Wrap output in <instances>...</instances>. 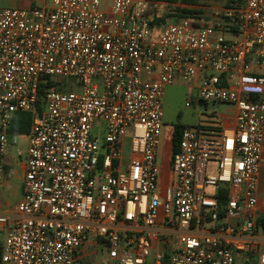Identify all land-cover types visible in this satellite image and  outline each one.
<instances>
[{"label": "built area", "instance_id": "obj_1", "mask_svg": "<svg viewBox=\"0 0 264 264\" xmlns=\"http://www.w3.org/2000/svg\"><path fill=\"white\" fill-rule=\"evenodd\" d=\"M16 1L43 4L0 8V179L12 117L32 119L0 264L102 252L90 264H264V0L208 14L181 1ZM177 79L200 104L233 105L235 120L200 112L185 125L164 185L162 99Z\"/></svg>", "mask_w": 264, "mask_h": 264}, {"label": "rangeland", "instance_id": "obj_2", "mask_svg": "<svg viewBox=\"0 0 264 264\" xmlns=\"http://www.w3.org/2000/svg\"><path fill=\"white\" fill-rule=\"evenodd\" d=\"M48 1V0H47ZM234 0H197V4H189L190 7L203 8L206 13H210L212 9H221L227 6H230ZM9 7L6 4L5 0L0 1V8ZM174 20L165 22L166 24L172 23ZM228 40H233V37L230 33L226 34ZM256 68L254 67V70ZM192 100L193 103L191 107H187V102ZM163 123H164V135L162 138V146L159 148L160 154L158 157V163L162 167V183L165 185L168 179V170L170 164V153L172 151V131L173 127L178 124H184L187 126L194 125L198 119L200 112L210 115L217 113L221 110V107L218 105L208 104L207 106L198 103V94L197 90L191 87L190 84H185L181 79H177L176 82L165 89L163 99ZM29 134V133H28ZM25 143L20 144L19 141L14 140V137L9 138V145L4 156V164L6 161L16 162L18 149H25ZM128 151V147H127ZM25 158V153L22 155V159ZM207 176H215L216 174V162L210 161L207 163ZM7 169V168H6ZM17 174L20 175L21 171L17 167ZM7 170L3 171V180H6V175H4ZM13 184H18L17 175L12 179ZM7 199L14 203L13 197L7 194ZM6 237V230L3 232L2 239ZM105 252L95 256L89 254L82 264H90L92 261L97 259L98 261L104 260ZM77 264V263H76ZM238 264H244L243 260H239Z\"/></svg>", "mask_w": 264, "mask_h": 264}, {"label": "crops", "instance_id": "obj_3", "mask_svg": "<svg viewBox=\"0 0 264 264\" xmlns=\"http://www.w3.org/2000/svg\"><path fill=\"white\" fill-rule=\"evenodd\" d=\"M1 1V0H0ZM6 4L9 5V7H19L24 9H31L34 6H41L43 4L42 1H35V2H18L16 0H5ZM207 23H209L210 19H207ZM231 32L227 31L224 32L223 35L226 37V34ZM233 37V36H232ZM256 73L263 74L264 73V67L260 69H255ZM218 105L221 107V110H219L216 114L219 121L224 126H233L234 120H235V107L230 104H213ZM20 122L21 118L18 114L14 115L11 119V123L9 125L8 129V145H9V138L14 137V140L19 141L20 144H26L25 149H18L22 150L23 153H25V158L22 159V155L19 158H16V162L14 161H6L4 164V170H7V172L4 174L6 175V180L2 181L0 179V214H9L14 215V209L16 204L21 200L23 195V178L24 174L26 172V151L28 148L29 140H28V134L22 133L18 131V128H20ZM170 166V164H169ZM19 168L21 171V174L18 175L16 168ZM7 168V169H6ZM17 175L18 184H13L12 179ZM14 199V203H12L9 199H7V194ZM258 205L256 208V216L262 217L264 216V143H263V150H262V167L260 171L259 176V183H258Z\"/></svg>", "mask_w": 264, "mask_h": 264}, {"label": "trees", "instance_id": "obj_4", "mask_svg": "<svg viewBox=\"0 0 264 264\" xmlns=\"http://www.w3.org/2000/svg\"><path fill=\"white\" fill-rule=\"evenodd\" d=\"M151 1H163V2H170V3L181 1L185 4H197V0H151ZM185 13H190V11L185 10ZM261 75L264 76V73ZM53 85H54V83L50 81L47 83L46 87H50ZM17 114L21 118L20 128H18V131L28 134L30 131L31 121H32L31 115L28 113H17ZM183 127H185L184 124H178V125L174 126V134L172 137V152L173 153H175L178 150L179 142H180V134H181V130ZM218 200H219L220 204H224L226 202V191L224 189H221L219 191ZM256 228H257V230L264 233V216L258 217L256 219ZM0 257H1V247H0ZM241 260L244 261V264H249L248 260H246L244 258H242Z\"/></svg>", "mask_w": 264, "mask_h": 264}]
</instances>
